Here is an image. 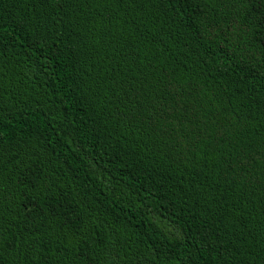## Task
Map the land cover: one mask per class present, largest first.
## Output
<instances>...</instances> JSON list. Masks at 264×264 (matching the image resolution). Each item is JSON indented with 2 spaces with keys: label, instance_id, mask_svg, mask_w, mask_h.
<instances>
[{
  "label": "trees",
  "instance_id": "16d2710c",
  "mask_svg": "<svg viewBox=\"0 0 264 264\" xmlns=\"http://www.w3.org/2000/svg\"><path fill=\"white\" fill-rule=\"evenodd\" d=\"M0 264H264V0H0Z\"/></svg>",
  "mask_w": 264,
  "mask_h": 264
}]
</instances>
